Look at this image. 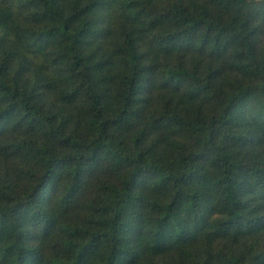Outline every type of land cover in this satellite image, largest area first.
Listing matches in <instances>:
<instances>
[{
	"label": "trees",
	"instance_id": "1",
	"mask_svg": "<svg viewBox=\"0 0 264 264\" xmlns=\"http://www.w3.org/2000/svg\"><path fill=\"white\" fill-rule=\"evenodd\" d=\"M0 264H264V0H0Z\"/></svg>",
	"mask_w": 264,
	"mask_h": 264
}]
</instances>
